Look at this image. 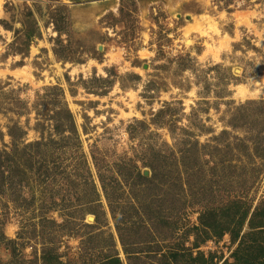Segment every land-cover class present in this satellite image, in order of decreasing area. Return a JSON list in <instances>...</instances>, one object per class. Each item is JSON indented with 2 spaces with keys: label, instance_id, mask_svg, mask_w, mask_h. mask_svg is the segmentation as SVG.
<instances>
[{
  "label": "rangeland",
  "instance_id": "1",
  "mask_svg": "<svg viewBox=\"0 0 264 264\" xmlns=\"http://www.w3.org/2000/svg\"><path fill=\"white\" fill-rule=\"evenodd\" d=\"M258 204L264 0H0V264H264Z\"/></svg>",
  "mask_w": 264,
  "mask_h": 264
},
{
  "label": "trees",
  "instance_id": "2",
  "mask_svg": "<svg viewBox=\"0 0 264 264\" xmlns=\"http://www.w3.org/2000/svg\"><path fill=\"white\" fill-rule=\"evenodd\" d=\"M26 37H29V34L26 32ZM69 119H70V122L72 123V126H73V129H74V126H75V124H74V121H73V119H72V116L69 114ZM56 122V121H55ZM60 125V124H59ZM59 127V126H58ZM57 127V125H55L53 128H54V131H58V128ZM76 133V132H75ZM184 139H186V138H184ZM79 143V142H78ZM185 143V144H184ZM187 145L188 144V142H183L182 144H180L179 146H184V145ZM183 150L186 152V150L183 148L182 149V151H180L179 153H182L183 152ZM173 153L174 152H171V153H168V154H165V156H167V155H173ZM162 155L163 154H159V157H162ZM191 166H193V167H195V165L194 164H191ZM190 176L191 175H189L188 176V178H190ZM141 179L142 180H144V181H147L148 179H146V178H143L142 177V175H141ZM170 182H174V180H170ZM237 207H242L241 205H239V204H237L236 205ZM235 206V207H236ZM115 207V206H114ZM117 209V208H116ZM224 210V207L223 208H221V210L220 211H223ZM220 211H219V214H220ZM238 211V210H237ZM246 209L244 208L243 210H242V208H241V211L239 212V215H241V217H243L244 219L247 217V215H246ZM111 215H112V217L114 218V219H117V217H119L120 216V214L119 213H117V212H115V211H113L112 209H111ZM248 214V213H247ZM263 207L260 205V204H258V205H256L254 208H253V210L251 211V214H250V219H249V222L252 220H256V219H259V218H262V217H264L263 215ZM220 216H221V214H220Z\"/></svg>",
  "mask_w": 264,
  "mask_h": 264
},
{
  "label": "bare ground",
  "instance_id": "3",
  "mask_svg": "<svg viewBox=\"0 0 264 264\" xmlns=\"http://www.w3.org/2000/svg\"><path fill=\"white\" fill-rule=\"evenodd\" d=\"M143 53V52H142ZM242 92V91H241ZM243 94V93H242ZM241 96V95H240ZM243 97V96H242Z\"/></svg>",
  "mask_w": 264,
  "mask_h": 264
}]
</instances>
